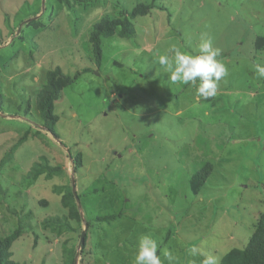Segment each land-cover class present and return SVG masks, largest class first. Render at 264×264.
<instances>
[{
    "label": "rangeland",
    "instance_id": "1",
    "mask_svg": "<svg viewBox=\"0 0 264 264\" xmlns=\"http://www.w3.org/2000/svg\"><path fill=\"white\" fill-rule=\"evenodd\" d=\"M150 1L0 0V237L23 229L11 261L74 264L84 225L62 203L73 180L90 223L77 264H133L142 235L162 264H202L193 246L221 259L245 247L264 214V80L254 73L264 65V0H158L162 8L132 20L130 38L102 37L98 67L93 25ZM202 34L228 75L197 102L156 56L173 44L191 52ZM57 67L71 78L91 70L54 102L52 133L37 101ZM37 164L56 171L30 175ZM56 217L62 224L45 225Z\"/></svg>",
    "mask_w": 264,
    "mask_h": 264
},
{
    "label": "trees",
    "instance_id": "2",
    "mask_svg": "<svg viewBox=\"0 0 264 264\" xmlns=\"http://www.w3.org/2000/svg\"><path fill=\"white\" fill-rule=\"evenodd\" d=\"M58 1L64 3L68 7L71 6V0H58ZM157 1L158 0H151L148 3H139L130 12L122 11L120 13L122 15L121 17H112L106 15L100 21L96 22L93 25V30L91 32L90 40L94 46V53L98 67L101 66V61L103 56L102 37L112 36L119 29L118 34L121 37L130 38L135 33L134 24L132 20L136 16L139 15L144 16L150 14L153 9L158 8L159 6L157 5ZM90 70H91L90 68H87L84 69L82 72H87V71L89 72ZM82 72H78L73 78L65 74L61 69V67H57L55 70L48 72L47 84L40 91L37 101L38 110L44 121V127L48 131L55 133L54 127L57 121V117L54 114V102L60 97L63 88L74 83ZM0 106H1V100H0ZM24 139L25 137H22L21 142L24 141ZM13 150H15V147L13 148ZM12 152L9 154V158H12L13 156ZM69 154L70 157H72L70 151ZM72 159L74 164L80 163L79 157H74V158L72 157ZM208 168L209 169H204L203 171L197 172L195 174L194 182H196L199 185L193 183L192 188L194 191H197V186L201 187L206 182V179L210 175L211 167ZM73 169L75 170L76 167L74 166ZM44 170L49 171L48 172L49 175H52V172L56 171L53 170V168H48L46 165L45 167H43L37 164L30 172V175L33 174L34 176H37V174H39L41 171ZM81 197H82L81 195H78L79 199ZM77 202L78 199L73 191V186H71L67 194L63 197L62 203L64 207L69 208L70 216L79 219L80 222L82 223L81 225L82 226L84 225V228L81 231L82 233L83 231L86 232L87 227L90 225V223L87 220V216L85 218V215L83 213H80ZM56 218L47 219L45 221V225L46 224L50 225L52 224L53 221L57 223L60 219L59 217ZM115 218L106 217V218H102L101 220L104 219L109 220ZM59 223H61V221H59ZM22 230H23L22 226L19 225L14 231L10 232L5 237L3 238L0 237V264H17L14 261H11V257L13 255L11 251V247L13 243L21 236ZM85 241L86 240H84L83 244L85 243ZM81 248H80L81 251L75 249V251L73 252L72 255L74 259L76 258V254L78 253L79 255L82 254L83 245L81 246ZM158 255H159V251H158ZM220 264H264V214L261 216L260 220L255 225V230L250 236L249 242L245 245V247L232 248L229 251H227L221 257Z\"/></svg>",
    "mask_w": 264,
    "mask_h": 264
},
{
    "label": "clouds",
    "instance_id": "3",
    "mask_svg": "<svg viewBox=\"0 0 264 264\" xmlns=\"http://www.w3.org/2000/svg\"><path fill=\"white\" fill-rule=\"evenodd\" d=\"M167 53L171 55L157 53L156 59L167 74L170 83L194 87L197 102L207 101L217 95L220 82L228 75V68L217 59L221 49L213 47L212 38L202 34L199 43L191 52L183 51L173 44L167 49ZM254 73L258 80H264V65L254 64ZM158 250L159 246L154 239L147 235L140 236L136 244L133 264H162ZM162 254L169 262L176 259L173 252L168 249H164ZM189 254L193 257L203 256L202 264H220L217 255L205 252L196 246L189 249Z\"/></svg>",
    "mask_w": 264,
    "mask_h": 264
},
{
    "label": "water",
    "instance_id": "4",
    "mask_svg": "<svg viewBox=\"0 0 264 264\" xmlns=\"http://www.w3.org/2000/svg\"><path fill=\"white\" fill-rule=\"evenodd\" d=\"M74 181V180H73ZM73 191H74V193L76 194V197H77V199H78V202H79V198H78V195H77V193H76V184H75V181L73 182ZM85 231H83L82 232V234H81V237H80V241H79V248H81V246L83 245V242H84V236H85ZM78 255H79V253L78 254H76V259H75V263L74 264H77L78 263V261H77V257H78Z\"/></svg>",
    "mask_w": 264,
    "mask_h": 264
}]
</instances>
